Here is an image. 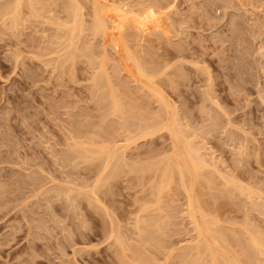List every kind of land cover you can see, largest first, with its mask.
I'll use <instances>...</instances> for the list:
<instances>
[{
  "label": "rangeland",
  "instance_id": "rangeland-1",
  "mask_svg": "<svg viewBox=\"0 0 264 264\" xmlns=\"http://www.w3.org/2000/svg\"><path fill=\"white\" fill-rule=\"evenodd\" d=\"M16 1L0 0V264H193L212 223L219 264H264V0H108L164 11L118 43L91 31L94 0Z\"/></svg>",
  "mask_w": 264,
  "mask_h": 264
},
{
  "label": "bare ground",
  "instance_id": "bare-ground-1",
  "mask_svg": "<svg viewBox=\"0 0 264 264\" xmlns=\"http://www.w3.org/2000/svg\"><path fill=\"white\" fill-rule=\"evenodd\" d=\"M19 0H17L16 2H18ZM78 1V0H77ZM15 2V3H16ZM68 2V1H67ZM73 2H74V0H73ZM92 2H94V3H92V4H95V6L93 5V8L94 9H96V10H94L95 12L93 13V19H94V22H91V23H93V29L91 30V31H95V30H99L98 32H101V34L100 35H103V36H110V35H113L112 33H116L115 35L116 36H118V38L117 37H115V35H113L115 38V40H117V43L119 42V40L121 41V37L119 36L120 34H121V32H124V31H122L123 29H125L124 28V26H126L127 24H132V27L134 28V30L137 32H134V33H136V35L138 34V36H141V35H143V32H144V30L146 29V28H149L150 27V24H152V23H159V17H160V15L164 12L163 10H162V12H160L161 10H159V11H156V9H154L153 7H152V4H151V6L150 5H147V6H145V7H142V8H140V7H138L139 9H137V11H135V12H133L130 8H128V7H125L124 8V6H118V5H115L113 2H109L108 0H94V1H92ZM159 2V1H158ZM70 3V2H69ZM75 3V2H74ZM8 4H10V3H8ZM19 4V3H18ZM73 4V3H72ZM76 4V3H75ZM10 5H12V4H10ZM127 5V4H126ZM71 6V5H70ZM77 6V5H76ZM96 6H97V8H96ZM131 6V5H130ZM9 7V6H8ZM7 7V8H8ZM13 9L15 8V7H18V6H11ZM11 7H9V8H11ZM156 7H157V4H156ZM160 7V6H159ZM158 7V8H159ZM71 8H73V5L71 6ZM70 8V9H71ZM78 8V7H77ZM16 10H17V8H15ZM14 9V11H12L11 13L13 14V12H14V14H16V13H18V12H16V10ZM159 9H161V8H159ZM7 11H11V10H7ZM18 11V10H17ZM71 11V10H70ZM76 11L77 10H75V8H74V11H72V13H76ZM4 14H6V13H4ZM9 14V13H8ZM13 14V16H15ZM11 15V14H10ZM94 15H95V17H94ZM3 16V15H2ZM74 16L76 17L77 15H75L74 14ZM73 16V18H75ZM15 18V17H14ZM15 21V20H14ZM108 28H111V30L110 29H108ZM123 28V29H122ZM110 30V33L112 32V31H115V32H112L111 34L108 32ZM131 31V30H130ZM96 32V31H95ZM94 33V32H93ZM128 33V32H127ZM109 34V35H108ZM130 34H132V32L130 33ZM121 35H123V34H121ZM137 36V37H138ZM110 37H112V36H110ZM136 37V36H135ZM136 37V38H137ZM103 38V37H102ZM117 38V39H116ZM123 38H125V37H122V39ZM107 39H109V38H107ZM111 40V41H110ZM110 42H112V39L110 38ZM108 41V40H107ZM115 42V41H114ZM122 42H123V40H122ZM138 42V41H137ZM114 44H116V43H114ZM113 44V45H114ZM125 44V43H124ZM138 44H140V43H138ZM118 45V44H117ZM126 45H127V43H126ZM125 45V46H126ZM136 45V44H135ZM141 45V44H140ZM116 46V45H115ZM114 46V47H115ZM138 46V45H137ZM126 48H127V46H126ZM129 48V47H128ZM135 48V47H134ZM137 48H139V47H137ZM140 48H141V46H140ZM127 51H129V49L127 50ZM127 53V52H126ZM130 54V53H129ZM134 54V53H133ZM132 55H130V57H131ZM130 59V58H129ZM131 59H137V58H135L134 57V55H133V57L131 58ZM138 60V59H137ZM136 61V60H135ZM137 62L138 61H136V64H137ZM135 63V62H134ZM139 64H141V62H138ZM127 64V63H126ZM138 65V64H137ZM137 65H135L136 66V69H137V73H138V75H142V74H144V72L142 71V67H140V68H138V66ZM142 65V64H141ZM130 66V65H129ZM128 66V64H127V67H129ZM136 71V70H135ZM99 87V86H98ZM106 94V93H105ZM109 94V93H108ZM102 97V96H101ZM113 98V96H110V98ZM115 98V97H114ZM115 100V99H114ZM113 100V101H114ZM115 102V101H114ZM114 102H112L113 104H117L116 102L114 103ZM121 105H119L118 104V106L117 105H114V109H112V111H114V113L113 114H115L116 112V110L115 109H117L118 107H120ZM122 107V106H121ZM121 109V108H120ZM104 111V110H103ZM119 111V110H118ZM120 113H122V112H120ZM126 120V119H125ZM123 124V123H122ZM143 132V131H142ZM189 146V145H188ZM102 150V149H101ZM100 150V151H101ZM189 151H191V153L192 152H194V151H192V150H189ZM195 153V152H194ZM188 154V153H187ZM196 154V153H195ZM194 154V155H195ZM110 155V154H109ZM185 155V154H184ZM193 155V156H194ZM197 155V154H196ZM109 157V156H108ZM107 157V158H108ZM197 156H195L194 158H196ZM107 158H106V160H107ZM108 160H109V158H108ZM195 160L196 161H198L199 159L198 158H196V159H193V160H191V161H193L195 164L194 165H196V164H198V162H200V161H198L197 163L195 162ZM117 164V163H116ZM167 164V163H166ZM169 164V163H168ZM200 164H202V163H200ZM194 165H192V166H194ZM203 165V164H202ZM159 166V165H158ZM191 166V168L190 169H192V168H196L197 166H195V167H192ZM200 166V165H199ZM206 166V165H205ZM114 167V166H113ZM161 167V166H160ZM164 167V166H163ZM177 167V166H176ZM179 167V166H178ZM164 168H167V167H164ZM163 168V169H164ZM199 168V167H198ZM160 169V168H159ZM163 169H162V171H163ZM169 169H172V167L171 168H168V170ZM187 170H188V172L189 173H191V171L188 169V166H187V168H186ZM193 169V170H194ZM112 170H113V168H112ZM195 170H197V169H195ZM195 170L194 171H192L193 173L195 172ZM166 171V170H165ZM170 171V170H169ZM183 170L182 169H179L177 172H179V174L182 176L183 175V172H182ZM168 172V171H167ZM163 173H164V171H163ZM162 173V174H163ZM171 173H173V170H172V172ZM171 173L169 174V172H168V175H171ZM201 173V172H200ZM110 174V173H109ZM161 174V175H162ZM197 174V173H196ZM196 174H194V175H196ZM164 175V174H163ZM166 175V174H165ZM190 175H192V173L191 174H189L188 176H190ZM110 176V175H109ZM172 176V175H171ZM180 176V177H181ZM197 176H199V174L197 175ZM161 178V177H160ZM159 178V179H160ZM164 178V177H163ZM169 178V177H168ZM182 178H183V176H182ZM193 178H194V176H193ZM172 179H168V181H167V183L169 182V181H171ZM160 183L158 182V184H163L162 182V178L160 179ZM103 181H101V183H102ZM160 185V187H162ZM161 190V188L159 189V190H157L158 192L157 193H159V191ZM191 190V189H190ZM186 192V191H185ZM246 192V191H245ZM212 198V197H211ZM190 198H188V200H189ZM191 200V199H190ZM187 204V203H186ZM187 206V208H188V214L189 213H191V215H190V217H192V215H193V217H194V219L195 220H193L192 218V220H193V223L196 221L197 223H199L200 221H198L199 220V218L198 217H196L197 216V214H200L199 212L201 211V210H197V208L194 210V208H193V206H191V204L188 202V204L186 205ZM199 208V207H198ZM203 209V208H202ZM197 210V214L195 215V214H193L195 211ZM203 213V214H202ZM201 214L203 215V216H205L204 215V212H201ZM206 214V213H205ZM207 215V214H206ZM199 216H201V215H199ZM203 216H201V217H203ZM196 217V218H195ZM204 218H206V217H203V219L201 218L200 220H201V222L202 221H204L203 223L204 224H206V225H208L207 223H205V221H212V220H210V219H205L204 220ZM208 218V217H207ZM213 221H214V219H213ZM196 223V226L197 225H199V224H197ZM211 223V222H210ZM215 223V222H214ZM204 224H200L201 225V227L200 226H198L196 229L199 231V233L203 230V227H202V225H204ZM195 225V224H194ZM210 226L212 225L213 226V223L212 224H209ZM195 226V227H196ZM210 226H205V232L204 233H206L207 234V238H205L206 236L204 235V233H203V235L204 236H202L200 239V241H202L203 239V237H204V241H202L201 243H198L199 244V246L197 245V250L195 249V251H197L198 253H200V254H197V255H195V257H201V256H203L202 258H204V255H207V254H205L204 252H208V255L207 256H209L208 258L209 259H207V264H219V260L220 259H218V257L220 256L221 257V254L222 255H225V254H223V252L224 251H226V250H224L223 252H221V254L220 253H218L219 254V256H218V254L217 253H215L214 251H213V246L215 245L216 246V243H217V240H216V237H218V236H216V237H214L215 236V234L213 235V236H211V232H210V230L211 231H214V229L212 230V229H210L209 227ZM211 226V227H212ZM216 226V225H215ZM215 226H214V228H215ZM210 229V230H209ZM203 232V231H202ZM217 232H219V231H215V233H217ZM248 232V231H247ZM198 233V232H197ZM254 233V232H253ZM259 233V232H258ZM248 234H249V232H248ZM196 235V234H195ZM200 235H201V233H200ZM200 235H198L199 237H200ZM217 235H219V234H217ZM251 234H249V236H250ZM197 236V237H198ZM220 236V235H219ZM235 236V235H234ZM262 236V235H261ZM210 238H212L213 240V243H211V240H209ZM219 238V237H218ZM220 238H221V236H220ZM197 239V238H196ZM199 239V238H198ZM198 239H197V241H198ZM221 239H223V238H221ZM195 240V239H194ZM260 239H256V237H252L251 238V247L253 248V247H256L257 248V250H258V253L259 254H263L264 253V246L262 245V243H261V241H259ZM196 240H195V242H197ZM194 242V243H195ZM249 242V241H248ZM193 243V242H192ZM218 243H220V242H218ZM212 244H214L213 246H212ZM223 244V243H222ZM252 244H253V246H252ZM219 245V244H218ZM221 246V245H220ZM224 247V246H223ZM216 247H214V249H215ZM217 248H218V246H217ZM220 249H222L221 247H220ZM224 249H226V248H224ZM254 249V248H253ZM239 250V249H238ZM256 250V251H257ZM246 251V250H245ZM244 251V252H245ZM189 252V251H188ZM218 252H220V251H218ZM202 253H203V255H202ZM257 253V252H256ZM189 254H191V252H189ZM193 254V253H192ZM228 254V253H227ZM227 254H226V256L224 257L223 256V258H225V259H227L226 257H230V255L229 256H227ZM246 254V253H245ZM248 254V253H247ZM199 255V256H198ZM250 255V254H249ZM256 255V254H255ZM186 256V258L185 259H183V260H189V258L187 257V255H185ZM189 256H194V255H189ZM259 256H261V255H259ZM191 258L192 260H196L195 262H192L193 264L194 263H197V264H201L202 262H200L199 263V261L197 260V259H199V258ZM255 257H257V256H255ZM263 257H264V254H263ZM188 258V259H187ZM201 258V260H203ZM223 258H221V259H223ZM235 258V257H234ZM234 258H232L231 257V259L229 260V262L228 261H226L225 260V262H222V263H228V264H237L236 262H234L235 260H233ZM245 258V257H244ZM248 258L250 259L251 257H249L248 256ZM181 259V258H180ZM246 259V258H245ZM228 260V259H227ZM236 260H238V257H237V259ZM248 259H246L245 261H247ZM230 261H233V262H230ZM239 261V260H238ZM244 260L243 261H239V263L240 262H242V263H244L245 262ZM256 261V260H255ZM188 262V261H187ZM184 263H186V262H184ZM205 263V264H206ZM257 263V262H256ZM190 264V263H189ZM246 264V263H245ZM258 264V263H257Z\"/></svg>",
  "mask_w": 264,
  "mask_h": 264
}]
</instances>
